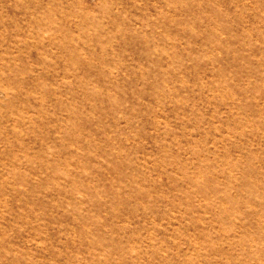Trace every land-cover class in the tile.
Here are the masks:
<instances>
[{"label": "rangeland", "instance_id": "1", "mask_svg": "<svg viewBox=\"0 0 264 264\" xmlns=\"http://www.w3.org/2000/svg\"><path fill=\"white\" fill-rule=\"evenodd\" d=\"M0 264H264V0H0Z\"/></svg>", "mask_w": 264, "mask_h": 264}]
</instances>
